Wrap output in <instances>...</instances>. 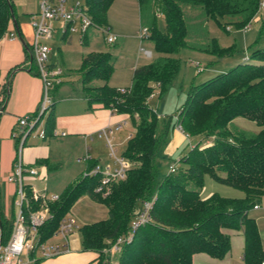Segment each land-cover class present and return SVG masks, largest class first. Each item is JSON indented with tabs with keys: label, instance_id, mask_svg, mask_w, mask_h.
Returning <instances> with one entry per match:
<instances>
[{
	"label": "trees",
	"instance_id": "obj_1",
	"mask_svg": "<svg viewBox=\"0 0 264 264\" xmlns=\"http://www.w3.org/2000/svg\"><path fill=\"white\" fill-rule=\"evenodd\" d=\"M113 1L84 0L96 26L108 25L106 14ZM137 1L140 6L147 4L152 11L145 27L157 56L134 68L131 84L123 91L108 84L114 65L108 51L87 53L77 69L82 96L89 105L98 102L115 109L116 113L126 114L132 124L121 154L129 162L126 176L102 185L101 173L85 174L68 185L57 200L48 203L52 217L40 227V239L50 238L74 203L86 195L104 204L108 216L78 227L81 246L83 250L98 252V264H105L111 243L128 232L141 202L152 199L151 221L141 225L130 241L121 246L116 264H191L192 255L197 252L222 259L231 248L227 229L242 231V264H264L258 226L249 214L264 195V47H256V41L253 42L248 56L241 61L190 85L178 109L176 125L199 141L194 145L190 142L188 151L179 156L176 169L160 178L156 157L171 127L172 116L162 119L149 104L154 91L161 95L177 76L181 62L176 54L182 48L219 58L236 51L234 43L223 47L215 37L206 34L202 42L190 43L186 6L198 9L203 18L212 19L223 28L230 23L244 27L257 16L262 0ZM13 13L12 0H0V37ZM158 15L164 21L163 29L158 28ZM224 18L228 22L222 21ZM81 43H88L86 35ZM6 97L4 86L0 88V107ZM53 107L54 100L44 118L45 137L54 130ZM239 116L254 121L259 130L251 132L234 126L231 122ZM203 139L208 142L200 145ZM206 174L241 190L243 196L229 198L213 193L203 198ZM25 189L32 207H38L42 200L33 199L30 188ZM2 194L0 181V243L5 244L12 230L14 210L6 212Z\"/></svg>",
	"mask_w": 264,
	"mask_h": 264
},
{
	"label": "crops",
	"instance_id": "obj_2",
	"mask_svg": "<svg viewBox=\"0 0 264 264\" xmlns=\"http://www.w3.org/2000/svg\"><path fill=\"white\" fill-rule=\"evenodd\" d=\"M12 3L14 8L13 16L8 21L6 32L0 37V88L7 86V97L0 107V181L3 188V202L7 213L13 208L12 204L15 197L16 184L7 182L5 178L12 172L19 150L18 140L13 138L12 133L17 129V118L23 115L33 114L39 105L42 95V81L39 77L38 68L31 49L33 30L30 25V17L39 10V0H12ZM106 21L111 30L117 34V40L114 43H120L118 45V47L121 46L120 49L124 47L126 42H131L134 48L136 44L140 46L143 40L146 39L139 36L141 28L138 31H128L125 27L119 26L118 24L114 25V23L110 22L107 14ZM55 25H57V23H55ZM10 32H14L17 37L9 39L8 33ZM56 34H58L59 38L69 36L60 35L56 32L50 39H53ZM89 34L90 29L86 34L88 42L86 45L89 44ZM50 39L47 40V43L50 45L49 54L52 51L51 44L48 42ZM147 39L149 38L147 37ZM150 47L151 48L144 49L140 46L138 48L140 52L137 53H135L136 48L134 49L132 54H135L128 62L127 69H125L126 67L123 68V71L125 70V77H123V80L119 79L113 65V71L108 79V84L120 89L130 86L134 68L150 62L157 56L152 43ZM143 50H149L151 55L146 56ZM94 51L97 50H89L87 53ZM243 58L237 61L234 60L235 62L232 65L238 63ZM49 62L51 65H57L62 69V80L60 84H56L53 87L52 96L55 114L54 130L59 134L64 132L65 135L54 136L51 134L44 139L35 136V140L31 141L28 140V136L23 143L20 150L21 160L24 164L33 166L37 171V174L34 176H25L23 184L28 188L33 187L37 191H39L37 189V184L39 182L42 183L47 176L54 172H59L64 165L60 155L52 152V143H59L64 146V148L73 150L74 152L78 151L81 153V151L85 150L83 154H80V158L85 155H90V159H92L86 161V163L88 162L87 169L94 163L100 164L98 159H94L93 156H91L93 147L87 149V140L97 135L98 131L104 127L115 128L117 123L124 121L125 126L127 121H130L126 114L112 112L111 109L104 107L98 102L92 103L90 106L87 99L83 97L79 91L81 85L78 74V79L66 78L65 76L68 75L66 68L65 70L63 66L57 62L53 60L50 61V56ZM209 62H212V60H209ZM101 82L102 81L95 83L100 84ZM236 118L231 122L233 125ZM176 131L182 135L184 134L178 130ZM115 132L116 130L113 132V139H115ZM130 135L131 132L129 136ZM188 142L190 143V141ZM80 158H77L78 162L83 161H79ZM84 171L85 170L82 169L79 173H76V176L74 175L71 180L65 182L64 189L77 181L83 175L82 173ZM202 197L206 198V196ZM262 199L264 204L263 195L257 204L258 207L252 208L249 211L252 217H254L253 212L259 211L260 209L264 211V206L261 204ZM258 230L264 248V240L259 226ZM225 231L230 235L231 248L222 259L211 257L204 252H197L192 255L191 264H242V249L244 244L242 231L232 229H227ZM81 237L80 232L76 231L70 236L69 251L63 250L56 256L39 260L36 264H98L99 253L92 250H83L81 246ZM54 240L57 239L54 238ZM61 249L63 248L61 247ZM233 250H236L237 254L234 255ZM109 254L110 252H107L105 264L107 262L116 264L117 261L115 263L109 261Z\"/></svg>",
	"mask_w": 264,
	"mask_h": 264
},
{
	"label": "rangeland",
	"instance_id": "obj_3",
	"mask_svg": "<svg viewBox=\"0 0 264 264\" xmlns=\"http://www.w3.org/2000/svg\"><path fill=\"white\" fill-rule=\"evenodd\" d=\"M184 11L191 28L188 37L190 43L202 42L206 34L207 37H215L220 46H228L234 43L236 51L231 56L219 58L200 50L182 48L176 54V56L180 58L181 64L174 81L161 95L159 91L155 90L149 98V104L156 110L162 119L165 120L170 115L172 116L171 127L156 157V162L159 165V178L164 173L168 172L169 165L175 162L176 165H179V156L187 152L190 148L188 141L191 142V145L199 141L197 137L187 136L186 134H183L185 135L183 136L176 131L178 109L184 102L190 85L197 84L219 72H223L230 68L235 61L246 57V55L248 56L250 52L249 45L253 42L256 41V47H264V8L259 10L256 18L250 23L249 28L246 30H244L243 27H236L232 23H230L228 27L223 28L214 20L203 18L198 9L190 6H186ZM151 15L152 11L148 5L142 4V6H140L137 0H114L107 11V17L110 22L114 23V25L118 24L119 26L125 27L128 31H138L142 26L147 25ZM222 21L228 22V19L224 18ZM157 25L160 29L164 28V21L160 15L157 16ZM89 37L88 45H84L80 42V36L77 33H72L65 38H59L58 34H56L53 39L48 41L52 47V51L49 54L50 61L53 60L63 66L64 69H67L68 75L65 76L66 78L78 79L77 69L81 65V58L89 50H97L108 51L112 54L117 76H119L120 80H123V77H125V70L123 71V68L126 67L125 69H127V64L130 59H132L135 53L140 52L138 48L140 46L144 49L151 48L150 46L152 43L150 39L146 38L140 46L136 44L137 47L135 45L133 48L131 42H126L124 47L120 49L121 46L118 47L120 43L107 44L105 41V34L102 32V29L98 28H90ZM134 49L136 51L132 54ZM209 60H212V62H209ZM195 63L199 64L202 68L201 71H198ZM79 91L82 94L81 87ZM234 125L251 132H257L259 130V126L254 121L244 117L236 118ZM132 130L133 127L130 121H127L125 126L123 124L122 129L116 130L115 139H113V147L116 149V155L120 156L126 149L128 136ZM33 132L34 131H32V134L29 136V141L35 140V134ZM206 141L208 140L203 139L200 141V145L205 144ZM52 147V152L60 155L64 165L59 172L52 173L47 176L42 183L39 182L37 184L39 192H47L48 195L60 193L65 187V182L71 180L73 176H76V173H79L82 169L89 170L93 166H89L86 169L88 162L77 161V158H80V154H83L85 150L81 151V153L78 151L74 152L73 150L64 148V146L59 143H52ZM90 147H93L91 156L99 160L102 168L106 166L114 167V158L111 155L110 148L104 137L97 134L89 138L87 140V149ZM213 193L229 198L243 196L241 190L219 183L209 174H206L204 176L202 196L208 197ZM261 204L264 206L263 199ZM69 214L75 218L76 224L80 226L85 223H91L106 218L108 216V209L104 204L94 202L88 196L83 195L71 207ZM253 215L260 227L264 240V211L260 209L259 211L253 212ZM233 254H237V251L233 250ZM109 255V261L115 263L119 258L120 251L110 252Z\"/></svg>",
	"mask_w": 264,
	"mask_h": 264
},
{
	"label": "built area",
	"instance_id": "obj_4",
	"mask_svg": "<svg viewBox=\"0 0 264 264\" xmlns=\"http://www.w3.org/2000/svg\"><path fill=\"white\" fill-rule=\"evenodd\" d=\"M259 8H264V0L259 4ZM255 19V18H254ZM57 23V25H55ZM30 25L33 30L32 53L38 68L39 77L42 81V95L36 111L30 115H23L17 118V129L13 131V138L18 140L19 150L17 160L13 166L12 172L5 178L7 182L16 184L15 197L13 200V222L10 236L5 244L0 243V264H36L39 260L56 256L61 251L70 250V236L78 230L79 225L76 224L75 218L66 214L60 221L53 235L41 240L39 229L52 217L49 202H53L59 198V194L48 195L47 192H39L35 188L30 187V194L33 199L42 200L38 207L33 208L27 191L23 184L25 176H34L37 174L33 166L26 165L22 162L20 150L26 138L33 133L36 137L44 139L45 132L43 128L44 118L47 115L50 105L53 101L52 89L62 80V69L57 65H51L49 62L50 45L47 40L56 32L60 35H71L77 33L80 41L87 34L90 28L102 29L105 34V41L112 44L117 40V34L114 33L109 25L96 26L91 20L84 0H39V10L31 16ZM250 23L243 27L248 29ZM149 31L147 27L140 29L139 36L147 38ZM9 39L16 38L14 32L8 33ZM146 56H150L149 50H143ZM198 71L202 68L195 63ZM124 90V89H120ZM115 112V109H111ZM124 122L117 123L115 128L104 127L98 131V135L104 137L111 155L114 158V167H103L100 164H93L85 174L101 173V184L104 185L109 180H118L126 176L129 167L128 160L123 155H116V149L113 147V132L121 129ZM176 129L182 132L180 125H176ZM183 133V132H182ZM52 135H65L64 132L57 133L52 131ZM208 142V141H207ZM83 161H89L90 156L85 155L80 158ZM176 162L169 165L168 172L176 169ZM100 189V188H99ZM153 200H143L139 212L130 222L127 233L119 235L113 243H111L107 252L119 251L121 246L130 241L135 231L141 226L151 221L150 210ZM254 205L253 208H257ZM56 238L57 240H54ZM61 247L63 249H61Z\"/></svg>",
	"mask_w": 264,
	"mask_h": 264
},
{
	"label": "water",
	"instance_id": "obj_5",
	"mask_svg": "<svg viewBox=\"0 0 264 264\" xmlns=\"http://www.w3.org/2000/svg\"><path fill=\"white\" fill-rule=\"evenodd\" d=\"M0 242H1V240H0Z\"/></svg>",
	"mask_w": 264,
	"mask_h": 264
}]
</instances>
